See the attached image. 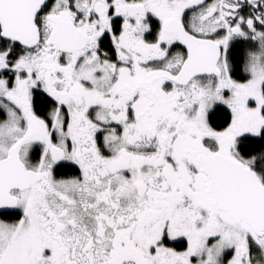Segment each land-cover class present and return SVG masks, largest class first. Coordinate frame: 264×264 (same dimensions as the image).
<instances>
[{"label": "snow or ice", "instance_id": "1", "mask_svg": "<svg viewBox=\"0 0 264 264\" xmlns=\"http://www.w3.org/2000/svg\"><path fill=\"white\" fill-rule=\"evenodd\" d=\"M0 264H264V0H0Z\"/></svg>", "mask_w": 264, "mask_h": 264}]
</instances>
